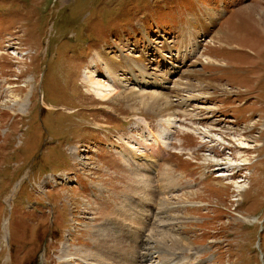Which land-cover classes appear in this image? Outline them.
<instances>
[{
  "label": "rangeland",
  "instance_id": "obj_1",
  "mask_svg": "<svg viewBox=\"0 0 264 264\" xmlns=\"http://www.w3.org/2000/svg\"><path fill=\"white\" fill-rule=\"evenodd\" d=\"M103 236L134 264H264V0H0V264H84Z\"/></svg>",
  "mask_w": 264,
  "mask_h": 264
},
{
  "label": "bare ground",
  "instance_id": "obj_2",
  "mask_svg": "<svg viewBox=\"0 0 264 264\" xmlns=\"http://www.w3.org/2000/svg\"><path fill=\"white\" fill-rule=\"evenodd\" d=\"M245 7H247V6L244 5L241 9H244ZM219 33H220V30H218L217 33H215V35L213 37H211L212 40H215V38L220 37ZM221 35H222V33H221ZM97 56L99 57L98 61L99 62L102 61L105 64V73L110 75L111 81H113V83L117 82L119 85V83H121V81H122V77H121L122 75L120 74V71H122V68H124V65H123L124 62L122 61V59L120 57H118L117 55L109 56L106 53H104V54L97 53ZM141 57L143 58L145 56L142 55ZM141 57L140 58L139 57L138 58H130L129 57L130 58L129 60H132V65L134 67L133 68L134 70L140 71L141 75H147L148 73L146 72V70L143 67H142L143 69L140 68L141 66L139 64H140V60L142 59ZM172 58H173V55H172ZM192 78H194V76L187 73L185 75V78L181 79L179 82H176L178 84L180 90L181 89H186V90L189 89V87L192 86V82H191ZM86 80H87V83L90 84V86H91L90 89L93 90L95 92V94L101 100L122 99L123 101L129 103L131 106L139 105V106L151 108L157 114L158 113L161 115L165 114L168 116L165 119H161V120H163V122H168L169 120H171V118H174L173 114H172V112L175 111L173 101L164 92L163 93L154 92V91L142 92V91H135L133 89L125 90L121 86L118 87L117 90H113V89H111L110 84L109 85L103 84V83H101V80H97V79L92 78V76L90 74L87 75ZM143 80L145 82L144 78H143ZM152 81H155V79H153ZM146 82H147V80H146ZM155 82H157V81H155ZM23 102L24 101L22 100L20 103H23ZM161 125L162 124L159 125V129H162ZM158 133L156 135H154L153 132L150 129H148V134H153V138L151 135H147L145 137V139L151 140L155 146L152 150V153L153 152L156 153L158 151H161L160 150V144L162 143L164 145V137L162 134H158ZM158 146H159V149H158ZM120 153L123 156H125V155L130 156V155H127L128 152L123 153L122 151H120ZM133 154H135V153H133ZM131 156H132L133 160H128L125 158L126 162L130 163V164L136 163V165H139L140 162H139L138 158L136 157V159H135L136 154L131 155ZM153 156H154V153H153ZM134 172H135V170H134ZM146 202H148V201H146ZM149 204H150V202H149ZM97 210L101 211V210H99V208H97ZM115 219H118V218H115ZM111 224L112 223H110L109 225H111ZM3 225L6 227L8 225V221H5V224L3 222ZM132 235L133 234H128V233L126 234V239L129 240V243L131 240H136V237L134 235L133 236ZM175 240L171 238L170 241L174 242ZM137 241H143V237H137ZM113 245H114V241L112 239H108L107 237L103 236L101 239H98V241L94 245L95 249H93V251L89 250L88 253H85V251H84V253H82L83 254L82 258L78 259V260H82L84 264H100V263L104 264V262H106L109 259H112V264H119V263L121 264L124 261L129 262L131 264L133 263V261L131 259L126 258V257H122L123 256L122 247H118L117 249L115 248V250H113L112 249ZM110 249H111V252L113 250L112 258H111V256L108 255V252L105 254V252H106L105 250L109 251ZM165 249L167 251L170 250L167 248H165ZM63 250L64 251H62V253H61V255H62L61 259L64 262L63 264H69L71 262V258H72L70 256L71 254H70V252H68L66 250V248H64ZM77 250H79V249H77ZM78 252L80 253V251H78ZM174 253H175V251L173 250L171 252V254H174ZM176 254L177 253H175L174 255H176ZM117 255L120 256L121 259H118ZM88 258L91 261H89ZM136 263L137 264H144V260H141L140 263L139 262H136Z\"/></svg>",
  "mask_w": 264,
  "mask_h": 264
}]
</instances>
